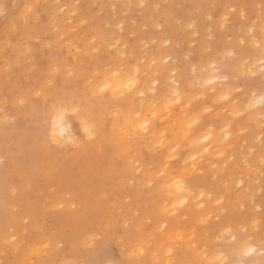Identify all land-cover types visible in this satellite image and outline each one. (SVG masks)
I'll use <instances>...</instances> for the list:
<instances>
[{
    "label": "snow or ice",
    "instance_id": "snow-or-ice-1",
    "mask_svg": "<svg viewBox=\"0 0 264 264\" xmlns=\"http://www.w3.org/2000/svg\"><path fill=\"white\" fill-rule=\"evenodd\" d=\"M0 264H264V0H0Z\"/></svg>",
    "mask_w": 264,
    "mask_h": 264
},
{
    "label": "rangeland",
    "instance_id": "rangeland-1",
    "mask_svg": "<svg viewBox=\"0 0 264 264\" xmlns=\"http://www.w3.org/2000/svg\"><path fill=\"white\" fill-rule=\"evenodd\" d=\"M227 1L222 0V2H227ZM10 2H22V0H10ZM88 2H96V0H88ZM102 2H103V0H102ZM109 2H112V0H110ZM160 2H165V0H160ZM169 2H171V0H169ZM177 2H181V3H185V4H194V3L202 2V0H177ZM217 2H221V0H217Z\"/></svg>",
    "mask_w": 264,
    "mask_h": 264
},
{
    "label": "bare ground",
    "instance_id": "bare-ground-1",
    "mask_svg": "<svg viewBox=\"0 0 264 264\" xmlns=\"http://www.w3.org/2000/svg\"><path fill=\"white\" fill-rule=\"evenodd\" d=\"M109 1H110V0H109ZM223 1H224V0H223ZM226 1H227V0H226ZM228 1H229V0H228ZM228 1H227V2H228Z\"/></svg>",
    "mask_w": 264,
    "mask_h": 264
}]
</instances>
